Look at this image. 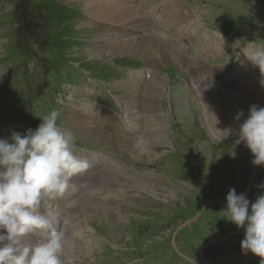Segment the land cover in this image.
<instances>
[{
    "label": "rangeland",
    "instance_id": "obj_1",
    "mask_svg": "<svg viewBox=\"0 0 264 264\" xmlns=\"http://www.w3.org/2000/svg\"><path fill=\"white\" fill-rule=\"evenodd\" d=\"M182 1L193 13L178 32L188 45L181 46L186 56L199 49L202 29H206L203 38L212 35L213 41L221 34L228 38L218 49L203 47L195 71L211 75L219 63L238 61L245 46L264 47V0ZM115 3L108 4L109 8L130 11L133 19L141 17L139 12L118 9ZM85 5V0H0V138L10 136L12 130L26 132L32 128L28 124L36 119L39 125L42 117L56 109L61 112L58 125L68 128L70 124L80 139L77 150H106L109 154L99 164L107 158L116 159L94 171L100 176L98 171L108 170L102 174L112 184L97 191L87 179L90 174L85 176L89 186L68 204L69 198H60L42 207L58 229L65 228L62 264H259V257L241 251L244 229L223 219L221 210L230 188L246 194L252 202L264 194L258 187L264 183V165L252 164L250 150L243 142L236 143L235 132L216 131L208 102L202 103L201 95L191 89L186 68L175 62L148 63L140 56L147 52L134 48V43L129 49L123 43L125 49L112 47L117 39L108 41L99 36L101 26L109 23L89 14ZM88 19L100 23L92 29ZM118 23L122 22L114 25ZM154 26L162 28L155 20ZM145 29L147 33V26ZM129 39L132 37L121 36L120 40ZM141 68L151 75L146 83L132 75ZM244 72L248 77L253 71ZM199 75L206 82L205 76ZM92 80L95 82L87 83ZM136 80L140 81L138 86ZM125 81L141 88L142 93L150 94L156 88L162 93L159 100L153 93L140 96L153 110L159 105L158 120L163 121V128L147 125L144 131V136L153 140L149 153L140 151L130 137L125 146L120 145L118 137L109 132L106 109L123 112V102L139 96L124 90ZM241 83L235 89L236 101L230 99L226 107L222 102L224 114L231 117L236 130L243 123V117L235 119L240 110L246 109L247 118L251 105L264 107V91H257L260 80L246 87ZM83 103H89V125L85 127L95 130L93 133L76 131L79 127L73 114L83 111ZM134 106L131 114L138 115V98ZM148 129L154 131L148 133ZM96 131L104 133L100 142ZM138 181L147 183L146 188ZM58 200L60 204H54ZM53 206L63 210L60 219ZM44 238L45 231L28 237Z\"/></svg>",
    "mask_w": 264,
    "mask_h": 264
},
{
    "label": "clouds",
    "instance_id": "obj_2",
    "mask_svg": "<svg viewBox=\"0 0 264 264\" xmlns=\"http://www.w3.org/2000/svg\"><path fill=\"white\" fill-rule=\"evenodd\" d=\"M249 58L260 68L264 86V47ZM59 110L42 117L35 129L12 130L0 138V264H62L65 232L41 209L61 196L74 177L90 167L75 152L71 134L58 127ZM244 116L240 110L235 119ZM235 135L250 150L255 166L264 165V107L253 104ZM258 187L264 189V183ZM222 218L244 229L240 241L244 255L252 253L264 264V194L252 202L230 188ZM45 231L46 238L28 237Z\"/></svg>",
    "mask_w": 264,
    "mask_h": 264
},
{
    "label": "bare ground",
    "instance_id": "obj_3",
    "mask_svg": "<svg viewBox=\"0 0 264 264\" xmlns=\"http://www.w3.org/2000/svg\"><path fill=\"white\" fill-rule=\"evenodd\" d=\"M87 3V6L85 5L86 11L95 16L97 19L106 21L109 23L110 30L108 32H114L116 35L117 39L116 41L117 44L115 43L114 48L117 49H125L122 48L121 43L127 46V49L132 47V44L136 47V49H142L143 51H146L147 53L140 54V56H144V61H147L148 63H156V64H165L168 62H175L177 65L186 68L190 72V78L189 82L192 84L191 89L195 93H199L201 95V101L202 103L209 105L210 111H211V124L213 127H215L216 131L222 134H225V132H229L235 129V125L233 121L231 120V117H228L227 115L224 114V108H223V103L226 107V102H228L230 99L232 102L236 101L237 95L235 94V89L239 88V85H243L246 87L248 84L251 85V82L261 80V72L255 73L253 71L248 77H244L245 73L242 68L239 70L234 75L229 76V80L232 82L234 78L239 80V83L236 84L232 90H229V92H224L223 90L220 89H212L211 87L208 86V84L203 80V78L199 75V73L196 70V67H194V64H198L201 61V55L203 51L205 50L203 47H207V49H215V48H220V43L221 42H227L228 38H223L224 35L221 34V38L219 39H214L213 41L211 40L213 38L212 35H205L203 38L202 36L206 34V29H202L201 31V43L199 42V49L197 50V54L194 57V55L186 56L187 52L184 50L179 49V45L182 42L180 40L181 34H178L179 32V25L187 20L188 17L193 16V13L188 10L187 6L185 5V2L182 0H147V3L150 5V10L144 11L143 16L144 18H135L133 19L132 16L134 13L130 11H114L111 8H109L108 4H111L113 0H85ZM107 5V6H105ZM187 8L185 11L184 9ZM118 9H123L118 7ZM125 10H132L140 13V10L137 8L134 9H125ZM132 18V19H131ZM154 20L158 22L162 28L159 30L154 26ZM121 21L122 23H118L117 25H114V22ZM188 22V21H187ZM107 24V23H105ZM147 26V35L145 34V27ZM137 28V29H142L144 30L142 33L137 34V30L132 31L130 28ZM128 28V32L130 34H133L137 37H133V39H129V41L125 40H120L121 36L124 37L126 36L125 34L118 33V31L123 30ZM143 34V35H142ZM99 36L104 37V35L100 34ZM147 36V37H146ZM150 36V37H148ZM145 37V38H142ZM105 40L111 41L113 38L111 37H104ZM131 38V37H130ZM114 41V39H113ZM115 41V42H116ZM144 41V42H143ZM106 43V41L104 42ZM132 43V44H131ZM147 43V46H145ZM107 44V43H106ZM148 44L150 45V48L148 49ZM110 48H112L109 44H107ZM186 45H184L185 47ZM108 47V48H109ZM132 48V49H134ZM177 49V50H176ZM148 51H153L152 53L148 54ZM134 53L139 54L137 51ZM244 66V63L242 67ZM196 75H195V74ZM138 79L144 83L148 82V78L151 77L148 73L146 74H138ZM246 79V80H245ZM140 81L138 82L137 80L135 81V85L138 86ZM126 82V81H125ZM127 83V89L124 90H129V94L134 95V93L139 94L137 96L138 98V104H139V112L138 115H132L134 116V120H140L142 123H145L146 126V132H147V125H158V127L161 129L163 128V121L159 119L160 117V109L159 105H156L153 110L152 105H147L144 104V100L142 97H140L142 94H147V93H142V89L138 88L129 81ZM189 83V84H190ZM203 83V87H202ZM256 88V87H255ZM263 90L264 91V86H260L257 88V91ZM156 99L159 100V97L162 96V93L159 88L154 89L152 92ZM147 94V95H151ZM210 94H213L215 97H211ZM235 94V97L233 99L232 95ZM240 97V96H239ZM247 97L249 95L247 94ZM135 96V99H137ZM264 98V97H263ZM131 98H127L125 102H123L124 107L128 106L126 110L128 111L127 113L134 112V100ZM241 101V100H240ZM239 106V104L237 105ZM78 107V106H77ZM93 108V107H92ZM137 108V107H136ZM154 111V112H153ZM185 111H188V109H185ZM80 113L77 114L78 112H74L73 114L75 124L79 127L76 129L77 132L82 133V134H88V133H93L95 130H92L91 128L85 127L87 122V118L82 115V111H79ZM244 116H243V121L246 119V109H244ZM208 114V112H207ZM76 115H78V119H76ZM131 115V114H130ZM248 117V115H247ZM156 119V120H155ZM158 120V121H157ZM80 121V123L78 122ZM242 121V122H243ZM207 122L208 121V116H207ZM89 125V124H88ZM154 130L148 129V133L152 132ZM235 132V131H232ZM103 132L101 131H96V136H97V141L100 142L101 137L103 136ZM145 132L141 135L142 140H138L137 137L131 138L135 143L139 144L140 151H143L144 153H149L148 147L152 146L153 140L147 138V136H144ZM139 138V137H138ZM138 140V142H137ZM165 141V140H164ZM129 142V137H121L118 140V143L122 146H125L124 143ZM129 148H134L131 146H128ZM137 149V148H134ZM153 153V152H152ZM104 171L108 170H100L98 173L101 175L98 176L96 175L97 173H92L90 177L87 179L93 182V186L95 187V190L99 191L102 190L101 187L107 185V184H112L110 181H106L102 173ZM118 175V172H113L112 175ZM99 178H101V181H98ZM86 179V178H84ZM139 185L142 186L143 188H146L147 183H143L141 181H138ZM72 185L73 182L70 183V186L68 189L62 194L64 196L67 194L69 191H72ZM61 200V199H59ZM59 200L56 202L58 205L60 204ZM67 204L69 203L66 202ZM79 203V200L77 201ZM53 213L56 216L57 219H60L62 215L64 214L63 210L59 208V206H53ZM228 224V223H227ZM68 225V224H67ZM63 230V229H62ZM65 230V228H64ZM63 230V231H64ZM65 236L67 237L66 233ZM75 235H72L71 239H74ZM68 240V239H67ZM70 264V262H68Z\"/></svg>",
    "mask_w": 264,
    "mask_h": 264
}]
</instances>
